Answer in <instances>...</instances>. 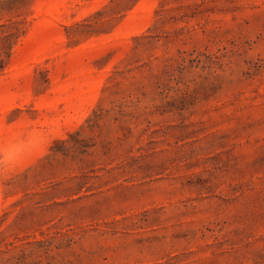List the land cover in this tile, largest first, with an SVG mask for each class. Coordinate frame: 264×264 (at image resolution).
Returning a JSON list of instances; mask_svg holds the SVG:
<instances>
[{
    "label": "rangeland",
    "instance_id": "1",
    "mask_svg": "<svg viewBox=\"0 0 264 264\" xmlns=\"http://www.w3.org/2000/svg\"><path fill=\"white\" fill-rule=\"evenodd\" d=\"M0 264H264V0H0Z\"/></svg>",
    "mask_w": 264,
    "mask_h": 264
},
{
    "label": "clouds",
    "instance_id": "2",
    "mask_svg": "<svg viewBox=\"0 0 264 264\" xmlns=\"http://www.w3.org/2000/svg\"><path fill=\"white\" fill-rule=\"evenodd\" d=\"M57 136V129L25 122L12 135L0 139V181L35 164L47 154Z\"/></svg>",
    "mask_w": 264,
    "mask_h": 264
}]
</instances>
